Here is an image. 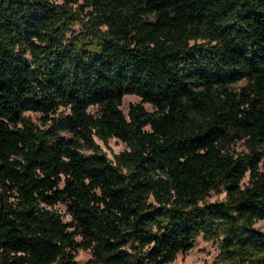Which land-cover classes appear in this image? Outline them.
Returning <instances> with one entry per match:
<instances>
[{
	"label": "trees",
	"instance_id": "trees-1",
	"mask_svg": "<svg viewBox=\"0 0 264 264\" xmlns=\"http://www.w3.org/2000/svg\"><path fill=\"white\" fill-rule=\"evenodd\" d=\"M263 156L264 0H0L1 264H264Z\"/></svg>",
	"mask_w": 264,
	"mask_h": 264
},
{
	"label": "rangeland",
	"instance_id": "rangeland-1",
	"mask_svg": "<svg viewBox=\"0 0 264 264\" xmlns=\"http://www.w3.org/2000/svg\"><path fill=\"white\" fill-rule=\"evenodd\" d=\"M54 4L60 5L62 0H51ZM80 30V26L76 25L72 28V33H76ZM70 35V34H69ZM245 81H238L230 84V88L239 91L242 87L245 86ZM139 102V98L134 95H127L123 98L121 110L124 114H127L128 108L130 104H136ZM144 107L148 111H152L150 105H144ZM96 111L95 108H90L89 112L94 113ZM25 116L30 119V121L39 126L43 127L41 121V115L36 113L27 112ZM100 145L102 151L106 154V156L113 160L114 156L126 150L125 144L120 142L116 138H111L107 141V144H104L101 141H97ZM229 150L234 155L245 154L246 147L243 141H239L234 143L229 147ZM260 171L264 172V156L262 157L261 162L259 163ZM247 176L242 181V185L245 186L247 184ZM225 191L224 189H220L216 192H211L207 197L206 201L208 203H213L216 201H221L225 198ZM64 219V222H70L71 218L67 212V208L64 205L58 204L54 207ZM255 228L264 233V220L258 221L255 224ZM217 256H218V249L215 242H208L203 239L202 236L198 237L194 248L191 249L186 254H178L176 260L172 264H217ZM74 264H92V256L90 250H78V252L74 256ZM0 264H1V257H0Z\"/></svg>",
	"mask_w": 264,
	"mask_h": 264
}]
</instances>
